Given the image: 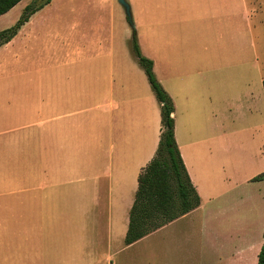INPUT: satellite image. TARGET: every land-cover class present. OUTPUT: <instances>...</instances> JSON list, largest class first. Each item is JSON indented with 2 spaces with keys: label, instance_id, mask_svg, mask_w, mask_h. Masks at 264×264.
I'll return each instance as SVG.
<instances>
[{
  "label": "crops",
  "instance_id": "crops-1",
  "mask_svg": "<svg viewBox=\"0 0 264 264\" xmlns=\"http://www.w3.org/2000/svg\"><path fill=\"white\" fill-rule=\"evenodd\" d=\"M145 1L154 67L157 61L164 65L165 91L175 107H182L188 124L185 134L177 128L175 135L201 206L125 244L139 175L159 148L162 115L161 130L146 131L145 111L137 107L132 112L126 100L116 99L112 16L108 20L103 15L98 1L90 0L95 5L87 16L74 10L72 0H23L0 16L1 31L15 26L29 5L39 8L0 45V264H57L63 249L51 239L42 241L50 227L76 218L79 229L99 236L102 217L108 236L105 254L83 264H126L130 257L148 264H240V250L226 256L210 240L227 193L241 187L227 175L226 160L235 133L228 134L226 125L238 117L227 118L216 109L222 102L232 113L240 105L236 83H241L240 67L246 62V95L257 125L253 141L256 156L264 155L259 60L264 0ZM103 72L109 76L106 82ZM81 113L85 118L74 115ZM78 123L89 127L76 132L73 125ZM98 126L101 131L93 132ZM4 164L8 168L2 173ZM263 242L260 238L253 264H258ZM42 246L48 249L46 262ZM65 252L63 264H82L77 253Z\"/></svg>",
  "mask_w": 264,
  "mask_h": 264
},
{
  "label": "rangeland",
  "instance_id": "rangeland-1",
  "mask_svg": "<svg viewBox=\"0 0 264 264\" xmlns=\"http://www.w3.org/2000/svg\"><path fill=\"white\" fill-rule=\"evenodd\" d=\"M96 1L103 6V15H107L108 20H110L112 16L114 56L113 76L116 99L119 101L126 100V105L132 112H134L137 107L142 111L144 110L145 115L142 117L146 122V131L150 130L154 133L156 131L159 132L161 130V128L158 130V127L161 125L160 107L151 88L148 77L139 65L133 51V40L136 38L140 49L142 47V54L154 62L152 59V57L154 58L151 45L152 36L146 25L147 17L150 16L148 5L145 0H127L132 9L133 19L131 23L119 0H102L107 7L103 5L101 0ZM72 2L74 10H78L77 13L86 14L87 16L93 13V6L95 4L90 6V0H83V2H81V0H72ZM85 4L87 7L84 6ZM32 6L36 7L35 4ZM19 11L20 9L18 8L10 16V19H13ZM2 23L4 24V22ZM132 24L135 28L132 27ZM6 26H9V23H7ZM5 30H7V28L0 32ZM259 60L264 74V51L262 50V45H259ZM156 65V68L154 67L153 69L155 77L166 90L165 86H168L169 83L165 79V67L160 61H157ZM246 67H248V65L246 66V62H242L240 67L242 68V75L240 77L241 83H236V86H238L242 92L240 105L234 108L232 113L229 111L228 107H226L228 104L222 107V102H219L220 107L216 109L219 112H225L227 118L234 116L238 117L235 123H227L226 125L228 134L235 132L232 141V148L231 150L228 149L226 160L227 175H232L234 182H238V184L241 183V187L234 188L232 192L227 193L228 198L222 207V212L219 217V225L215 226L216 220L214 219V226L211 227L210 240L211 244L216 246L215 249L217 252L224 251L226 253L225 255L228 256V254H230L235 248L236 250H240V264H253L254 255L259 247L260 238L264 240V227L261 231V224L264 220V185L253 181L250 182V184H245L244 180L247 178H254L264 172V155L256 156V145L253 141V135L257 125L252 118L254 115L249 111L250 104L246 95L249 71L244 72ZM207 70L211 71L212 68L208 67ZM102 76L104 82L109 78L104 72ZM227 84H229V79H227ZM227 88H230V85H227ZM230 100V95L227 94V102ZM173 104L175 109L174 113H176V117H174L175 132H177L178 128L179 132L182 131L181 134H185L188 126L183 118L185 114L182 111L181 106L177 105L175 107L174 102ZM74 115L80 119H83L86 116L84 113ZM73 127L76 132L83 133L82 129L84 128L85 132L86 128L89 126L86 127V125L78 123L77 125H73ZM96 130L100 132L101 127H94L93 132ZM4 150H6V148ZM7 168V165H2L1 172H6ZM257 186L258 189L263 191V193H258V190L253 189ZM75 219L76 218H65V220H58L59 224L57 226H51L42 238V241H50L51 239L55 246L63 249L61 252L63 260L57 264L64 263L65 257L67 256L65 251L77 253L79 255V262L82 264L86 261L93 263L96 258L100 259L105 254V252H102V249L107 247L108 241V236L105 233L106 231L104 228V226H106L105 219L102 217L99 236H94L89 228L85 230L79 229V221ZM53 232L57 236L52 239L50 235H52ZM23 237H25V235H23ZM69 245L77 249L68 251L67 247ZM85 247H88L89 249L86 250ZM43 251L46 262L48 249L43 247ZM81 254L83 255L82 257H80ZM59 255L60 252H58V256ZM52 258H54V255ZM144 261L145 260L142 262L139 260L133 261L132 257H130L126 264L149 263Z\"/></svg>",
  "mask_w": 264,
  "mask_h": 264
},
{
  "label": "trees",
  "instance_id": "trees-1",
  "mask_svg": "<svg viewBox=\"0 0 264 264\" xmlns=\"http://www.w3.org/2000/svg\"><path fill=\"white\" fill-rule=\"evenodd\" d=\"M21 1L23 0H0V16L8 13ZM38 9L29 5L15 26L0 32V45L9 42ZM133 51L161 104L162 135L155 157L139 175V187L130 211L126 245L142 240L201 206V198L189 177L176 142L173 100L156 79L154 62L142 54L136 38L133 40ZM252 181H264V173L257 175ZM258 264H264V243L258 256Z\"/></svg>",
  "mask_w": 264,
  "mask_h": 264
},
{
  "label": "water",
  "instance_id": "water-1",
  "mask_svg": "<svg viewBox=\"0 0 264 264\" xmlns=\"http://www.w3.org/2000/svg\"><path fill=\"white\" fill-rule=\"evenodd\" d=\"M120 4L124 7L127 17L129 18L130 22L132 23V13H131V7L128 4L127 0H119ZM132 27L135 28V26L132 24Z\"/></svg>",
  "mask_w": 264,
  "mask_h": 264
}]
</instances>
